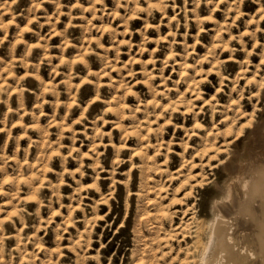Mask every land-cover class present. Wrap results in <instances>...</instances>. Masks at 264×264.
Returning <instances> with one entry per match:
<instances>
[{
  "label": "rangeland",
  "instance_id": "374dc122",
  "mask_svg": "<svg viewBox=\"0 0 264 264\" xmlns=\"http://www.w3.org/2000/svg\"><path fill=\"white\" fill-rule=\"evenodd\" d=\"M263 90L264 0H0V264H187Z\"/></svg>",
  "mask_w": 264,
  "mask_h": 264
},
{
  "label": "bare ground",
  "instance_id": "6f19581e",
  "mask_svg": "<svg viewBox=\"0 0 264 264\" xmlns=\"http://www.w3.org/2000/svg\"><path fill=\"white\" fill-rule=\"evenodd\" d=\"M228 160L194 217L187 264H264V117Z\"/></svg>",
  "mask_w": 264,
  "mask_h": 264
}]
</instances>
